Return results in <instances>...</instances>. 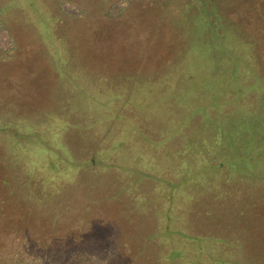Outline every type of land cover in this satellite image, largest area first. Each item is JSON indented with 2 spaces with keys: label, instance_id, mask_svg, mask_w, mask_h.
<instances>
[{
  "label": "rangeland",
  "instance_id": "374dc122",
  "mask_svg": "<svg viewBox=\"0 0 264 264\" xmlns=\"http://www.w3.org/2000/svg\"><path fill=\"white\" fill-rule=\"evenodd\" d=\"M198 1L0 0V264H264V0Z\"/></svg>",
  "mask_w": 264,
  "mask_h": 264
},
{
  "label": "trees",
  "instance_id": "16d2710c",
  "mask_svg": "<svg viewBox=\"0 0 264 264\" xmlns=\"http://www.w3.org/2000/svg\"><path fill=\"white\" fill-rule=\"evenodd\" d=\"M202 3H203V5H204V2L202 1V0H200ZM198 4H197V8H200V7H202L203 5H201V3L198 1L197 2ZM190 8H192L193 10H195L194 9V6L190 3V6H189ZM32 197H33V195H32ZM34 197H36V196H34ZM32 200H33V202H35L34 201V199L32 198ZM51 217V216H50ZM59 217V214H55V215H53L52 216V218L53 219H56V218H58ZM21 261H22V259H20ZM20 260H17L16 262H17V264H24V262H21ZM16 264V263H15Z\"/></svg>",
  "mask_w": 264,
  "mask_h": 264
}]
</instances>
